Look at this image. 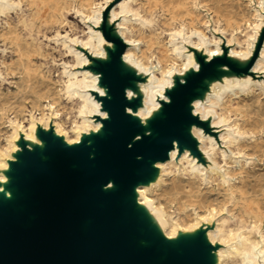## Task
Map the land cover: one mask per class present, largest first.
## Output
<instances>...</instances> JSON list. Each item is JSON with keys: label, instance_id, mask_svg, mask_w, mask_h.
<instances>
[{"label": "bare ground", "instance_id": "obj_1", "mask_svg": "<svg viewBox=\"0 0 264 264\" xmlns=\"http://www.w3.org/2000/svg\"><path fill=\"white\" fill-rule=\"evenodd\" d=\"M6 1L9 6L18 8L17 14L14 17H10L9 8L0 7V19L4 21L2 37L5 41H10L14 53L17 54V62L10 65H7L4 61L2 62L4 66L3 75L5 77H13L12 80L14 82L12 85L14 91L9 88L4 91L0 88V193H4L6 196V200L2 205L8 209L23 211L24 207H16L11 193L5 190V186L8 183L6 173L9 166L7 162L1 159V154L5 156V159L12 160V156L9 153L13 152L16 154L19 150L22 152L23 141L26 142V146L30 151H34L36 146L43 149L44 144L37 137L36 123L41 124L45 131H50V111L54 119H56L54 122L56 135L64 136L69 145H80L82 135L100 133L103 127L102 121L107 119L108 115L103 112L100 115L101 119L94 120L95 109L85 97L78 92H74L75 87L81 88L86 82V77L83 74L70 73L66 67H61L59 70L62 78L59 81H54L51 69L42 68L48 65L49 57L46 53L45 44L41 41L44 29L38 28L36 22L39 21L44 26L52 12L51 23L59 24L60 26L68 25V16L72 11L71 2H63V0ZM263 1L257 0L260 11H263L264 8ZM27 2L34 8L30 9L28 13L21 8V5ZM79 2L80 8H78L77 12L83 16L84 23L87 24H83L84 30L81 44L95 58L105 60L107 57L99 45L101 36H99V33L94 32V28L97 27V22L102 21L103 12L109 6L111 0H102L101 4H97L96 0H80ZM137 2L140 4H136ZM251 2L252 0L249 1V4ZM127 6L131 16L141 15L153 28L159 22V16L156 11L163 9V3L160 0H147L145 2L141 0H124L118 4V14L116 16L119 17L123 10L127 9ZM190 6L188 0L179 4H175L172 1L167 8V12H170L171 24L177 23V13L179 11L185 10L187 12L189 23L192 26L191 33L189 32L187 38H193L194 46L198 48H200L201 40L206 41L209 45L206 50H202L204 59L209 61L214 57H219L223 54V46L231 48L232 40L230 37L224 35L226 39L224 44L221 38L215 37L214 34L208 36L205 32L206 29L198 26L204 22V19L199 14L192 12L190 9H194V7ZM239 7L242 9V6ZM252 11L255 13V21L253 23L247 16H241L240 21L235 24L227 21V26L233 30L241 29L243 27L242 24L247 27L245 30H248L252 24L257 26L259 15L257 11L253 9ZM145 13H147L146 16L143 15ZM120 25L122 27L126 23L122 22ZM130 27L133 34L141 33V31H135L136 28L134 26L131 25ZM19 29L22 30L23 34L18 32ZM122 34L125 43L129 45L123 60L133 57L141 63V68L146 73H149L152 69L157 73L153 75L157 81L156 85L145 88L147 96L144 100V105L146 109H139L135 114L145 126L151 118V112L160 111L162 103L169 102L167 94L176 86V80L170 78L175 73V69L177 70V75L180 76L179 81L184 82L186 71L196 72L199 70V65L194 59L182 55L175 36H169L165 43L161 39V35L156 31L154 36H151L146 42V47L151 52V57L154 60L153 67H149L136 58L135 53H138L141 48L136 47L133 49L130 46L132 42L138 45L139 40H134L133 36H127L125 31ZM70 40L73 43L79 41L78 38H70ZM61 46L69 48L66 42L61 43ZM69 52L72 53L71 51ZM247 52L248 47H234L231 48L230 54L239 57L246 55ZM34 57H40L44 63H41L40 67L36 66ZM75 58L76 60L78 59L77 56ZM84 62L90 63V60L85 58ZM162 86H166V88H162ZM212 89L214 92L220 93V86L217 84H214ZM255 92L254 87L247 88L245 92H240L236 89L237 95L254 94ZM101 95V97H105L107 95L106 90L101 92ZM136 97L129 89L127 90V98L129 100H134ZM221 97L225 100L229 96L223 94ZM255 98L257 99V104H260L261 100L258 97ZM28 100H30V108L35 116L34 119L30 118L32 115L29 116L26 111V101ZM63 100L68 101L72 105L71 110L75 111L79 117L78 121L72 125L74 130L72 134L65 130L61 122L62 108L60 107ZM100 103V100H97L99 107H101ZM211 105L212 107L222 106L215 100L211 101ZM229 105L233 106L230 103ZM195 107L198 108V112L203 113L201 119L204 120L206 108L199 107L198 103ZM9 111L13 112L14 126L10 124ZM128 113L132 114V111L128 110ZM193 114L198 115L197 112ZM256 128V130L246 131L247 137L253 139L250 144L253 147L255 146L254 148L259 149L255 150L254 154H258L264 146V128ZM235 129L239 130L240 128L235 125ZM192 134L201 143V149L207 150L213 160L217 157L223 160L226 165V176L231 178L230 181L222 177L217 171L212 170L208 177L209 183L206 186L202 170L192 163L189 153L186 152L178 160L179 150L176 147L170 152L168 161L158 162L155 166L165 176L160 181L161 192H159L158 186L155 184L150 185L152 195L145 188L137 189L138 204L141 208L147 209L157 219L167 240L176 239L179 233L182 237L194 235L199 232L203 225L208 222L211 223L214 215L221 217L224 207L228 206L229 213L233 215L234 222L237 223V228L230 223V219H221L215 230H207L206 239L211 245H219L221 247L219 264H239V262L242 263L245 260V257H249L254 264H257L255 248L260 246V244L262 246L261 255L264 256V179L256 176V167L253 164H245L243 162L237 164L231 159H227L224 153L212 144L209 137H203L202 130L194 128ZM4 137L5 144L3 145L1 139H4ZM223 140L225 146L236 156L234 148H239L242 144L228 135L223 136ZM238 153H240V150ZM43 159L47 161L46 157H43ZM178 166L182 168L181 174L177 171ZM252 178H254V183H252ZM112 189V182L107 187H104V191ZM162 200H165L164 203L167 206H163ZM193 207L199 209V219L193 216L191 211ZM173 209L177 215L178 227L171 222V211ZM238 236H240V245H236ZM255 236H258L259 242L255 240ZM133 241L139 248L147 245L143 239L135 236H133ZM231 244H234L232 250H225Z\"/></svg>", "mask_w": 264, "mask_h": 264}, {"label": "water", "instance_id": "obj_2", "mask_svg": "<svg viewBox=\"0 0 264 264\" xmlns=\"http://www.w3.org/2000/svg\"><path fill=\"white\" fill-rule=\"evenodd\" d=\"M106 39L118 51L106 62L96 61L92 69L107 93L101 102L108 118L100 133L91 134L92 142L64 146L51 131H41L43 149L30 151L22 144L12 189L5 190L24 210L2 205L6 196L0 193V264H210L206 235L207 244L199 238L180 250L167 246L173 240L162 243L149 236L139 212L144 209L135 207L132 193L176 147L196 148L186 127L202 122L187 105L215 66L240 70L220 56L198 58L199 70L184 82L176 79L167 94L169 102L156 112L160 120L147 133L148 123L144 126L134 114L139 99L127 98L136 79L119 71L128 46ZM111 182L113 189L104 191ZM133 236L143 239L146 247H137Z\"/></svg>", "mask_w": 264, "mask_h": 264}, {"label": "rangeland", "instance_id": "obj_3", "mask_svg": "<svg viewBox=\"0 0 264 264\" xmlns=\"http://www.w3.org/2000/svg\"><path fill=\"white\" fill-rule=\"evenodd\" d=\"M80 0H63V2H71L72 11L69 13L68 25L60 26L59 24H53L52 12L47 18V23L43 26L41 22L37 21L36 24L38 28L44 29V35H41V41L44 42L46 47V53L49 57V63L47 66L42 68H50L51 75L54 81H59L60 77V68L66 67L70 73H79L83 74L86 77V82L81 88L75 87L74 92H78L81 96L85 97L91 106L95 109L94 120L101 119L100 115L104 112L102 108L101 92H104V88L101 84V76L97 74L92 67H96V61L106 62L109 59V56L118 51V47L107 41V37L114 40H120L125 43L123 31L127 36H133L134 40H139V44L132 42L130 43L131 48L135 49L140 47L141 50L136 54V58L141 60L143 63L147 64L149 67H153L154 60L152 59V54L148 51L146 47V42L151 36L157 33L160 34L161 39L166 43L169 36H175L177 38V43L181 48L183 56L190 57L199 65L198 58L203 57L202 50H206L209 45L206 41L201 40L200 48L195 47L193 43V38H187L189 32L191 33L192 26L190 25L189 17L185 10L179 11L177 13L178 21L177 23H170V12H167V8L170 2L179 4L186 2L187 0H160L163 3V9L156 11L158 13L159 22L154 28L140 15V16H131L127 9L123 10V13L117 17L118 14L117 6L124 0H111L109 6L103 12V17L101 22H97V27L94 28L95 33H99L100 38V48L105 52L106 59H98L89 53V50L85 49L81 44L84 25V18L80 15L77 10L80 8ZM145 2L147 0H141ZM154 1V0H151ZM188 0L190 9L192 12L200 15L204 19L203 23L198 25L202 29H206L207 35L214 34L215 37L221 38L224 44L226 39L224 35L230 37L232 40V47L247 48L248 52L244 56H233L230 54L231 48L223 46V54L220 57L225 58L231 65L236 69L240 70V73H235L228 69L224 65H216L212 74L202 83V86L199 90L196 91V94L191 97L188 101L187 111L189 113L197 112L196 116L201 120L202 125H188L186 131L192 140L196 143V148L192 149L188 146H185L182 150L178 149V160L186 152L189 153V158L192 160V163L195 164L198 169L202 170L204 182L207 186L209 183L208 177L212 170L217 171L222 177H225L226 180L230 181L231 178L226 176V165L220 157H217L215 160L212 159L210 153L207 150L201 149V143L196 137L192 134L194 128L202 130L203 137H209L212 144L217 146L221 150L227 159H231L235 163L239 164L241 162L245 164H253L255 168L256 176L262 177L264 179V146L258 154H254L255 150H259L253 147L250 143L253 141L251 137H247L246 131L256 130V127L264 128V8L263 11H260L258 8L257 0ZM97 4H101L102 0H96ZM140 4V3H136ZM264 4V1H263ZM8 7L10 10V17H14L17 14L18 8L15 6H9V3L6 0H0V7ZM242 6V9L239 7ZM21 8L26 13L30 9H34L28 2L21 5ZM257 11L259 15L258 25H251L248 30H245L247 27L242 24V28L239 30H233L227 26V21H231L233 24L240 21L241 16H247L250 19L251 23L255 21V13L252 11ZM147 13L143 14L146 16ZM126 23V25L121 27V23ZM207 23V25H205ZM3 19H0V88L4 91L7 89H13L12 80L13 77H5L3 75L4 66L2 62L4 61L7 65L17 62V54L14 53L13 47L10 44V41H5L2 37L3 31ZM84 24V25H83ZM128 24V25H127ZM76 25V28H75ZM90 25V24H88ZM134 26L135 31H141L139 34H133L131 27ZM74 27V28H73ZM216 29V31H214ZM19 33L23 34L22 30H18ZM248 32V33H246ZM107 35V36H106ZM253 35V37H251ZM70 38H78L79 41L76 43L71 42ZM66 42L69 48H64L61 46V43ZM239 43V45H238ZM129 47V45L127 44ZM128 49V48H127ZM71 51L72 53H70ZM126 52V51H125ZM125 54V53H124ZM78 57V62L76 58ZM85 58L90 60V63H85ZM34 62L36 66H41L42 59L40 57H34ZM250 69L248 74H244L243 71ZM58 70V72H57ZM119 71L122 74H130L135 77L136 81L133 83L130 91L137 96L140 101L139 109L145 110L144 100L147 96L145 88L153 87L156 85V79L154 74H157L153 69L146 73L141 68V63L135 60L133 57L128 58V60L121 61L119 65ZM177 70L171 75L170 78L176 80L180 78L177 75ZM193 71H186L185 77L193 75ZM59 75V76H58ZM64 81V80H63ZM214 84L220 86V93L213 91L212 87ZM254 87L256 92L254 94H241L237 95L236 89L240 92L247 91V88ZM166 88V86H162ZM227 94L229 97L225 100L222 99V95ZM261 100L260 104H257V99ZM97 100H100L101 107L97 105ZM215 100L219 102L221 107H212L211 101ZM227 102V104H226ZM26 111L29 113L30 118L34 119L33 112L30 108V100L26 101ZM199 104V107L206 108L204 113V120L201 119L203 113L198 112V108L195 107L196 104ZM232 104L233 106L229 105ZM70 103L63 100L61 102L62 116L61 122L65 130L74 133L72 125L74 122L78 121V115L75 111L71 110ZM1 108V106H0ZM8 108V107H7ZM138 109V110H139ZM137 110V111H138ZM136 111V112H137ZM136 112L134 114H136ZM12 111L8 112L10 117L11 125L14 126ZM51 115L50 120V131L56 139L60 141L64 146L69 144L66 142L64 136H57L55 133L54 116L50 111ZM161 114L156 113V111L151 112V118L147 121V126L145 130L147 133L152 132L153 124L160 120ZM247 121V122H246ZM246 122V123H244ZM235 125L239 126V130L235 129ZM18 128V127H17ZM37 137L39 140V133L41 131L46 132L42 125L36 123ZM90 133V132H89ZM228 135L234 140L241 143L242 146L239 148H234L236 156L225 146L223 136ZM2 144H5V137L1 139ZM88 141L92 142L93 138L91 133L88 135H82L81 142ZM25 145L26 142L23 141ZM38 148V146H36ZM240 150V153H238ZM12 156V160L5 159V156L1 154V159L7 162L9 168L7 169V179L8 186H5L6 190L12 189V181L14 175V165L20 161V150L17 153H9ZM179 174L182 173V168L178 166ZM165 176L162 174V171L159 169H154L150 174L142 181V185L137 186L136 190L139 188H145L149 194L152 195L151 184L158 186L159 192H161L160 181ZM254 183V178L251 179ZM264 185V180H263ZM1 188V186H0ZM133 191L132 193V203L135 207H138L139 196L137 192ZM264 191V188H263ZM163 203L165 200H162ZM163 206H167L165 203ZM192 214L199 219L200 211L197 208H192ZM140 215L143 218L145 226L147 228V233L149 236H155V238L164 243L165 237L161 229L160 223L155 219L154 216L150 214L147 209L139 211ZM171 214V222L174 226L178 227L177 215L173 209ZM221 217L214 215L213 221L203 225L199 232L195 233L193 237H182L180 233L178 237L172 242H166L167 246L180 250L183 246L194 244L197 239L202 238L205 244L206 241L204 236L207 234V230H215L219 220L228 218L230 223L237 228V223L234 222L233 215L229 213L228 206L224 207ZM210 224V226H209ZM209 226V227H208ZM238 234V233H237ZM256 241L259 242L258 236L254 237ZM167 240V239H166ZM240 236H238V241L236 245H240ZM234 244L228 245L225 250H232ZM221 247L219 245H210L207 251V257L210 264H219L221 255L219 253ZM262 246L255 248L256 261L257 264H264V256L261 255ZM231 264V263H230ZM239 264H254L249 257H245V260Z\"/></svg>", "mask_w": 264, "mask_h": 264}]
</instances>
